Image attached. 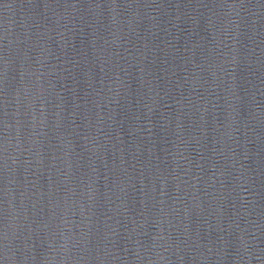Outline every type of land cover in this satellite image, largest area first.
Returning a JSON list of instances; mask_svg holds the SVG:
<instances>
[{
    "label": "water",
    "instance_id": "1",
    "mask_svg": "<svg viewBox=\"0 0 264 264\" xmlns=\"http://www.w3.org/2000/svg\"><path fill=\"white\" fill-rule=\"evenodd\" d=\"M0 264H264V0H0Z\"/></svg>",
    "mask_w": 264,
    "mask_h": 264
}]
</instances>
